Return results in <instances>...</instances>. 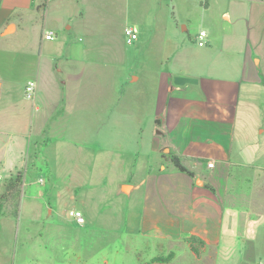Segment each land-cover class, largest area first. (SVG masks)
Returning <instances> with one entry per match:
<instances>
[{
	"label": "crops",
	"instance_id": "0c3cea01",
	"mask_svg": "<svg viewBox=\"0 0 264 264\" xmlns=\"http://www.w3.org/2000/svg\"><path fill=\"white\" fill-rule=\"evenodd\" d=\"M0 136L1 166L28 151L67 202L3 208L0 264H242L264 248V0H0Z\"/></svg>",
	"mask_w": 264,
	"mask_h": 264
},
{
	"label": "rangeland",
	"instance_id": "374dc122",
	"mask_svg": "<svg viewBox=\"0 0 264 264\" xmlns=\"http://www.w3.org/2000/svg\"><path fill=\"white\" fill-rule=\"evenodd\" d=\"M195 24V25H194ZM194 28L192 27V33L195 31H199L202 26L198 23H194ZM190 26V25H189ZM194 29V30H193ZM184 33V32H183ZM187 34V32H185ZM149 47H152V40L149 42ZM8 136H0V141L6 143V139ZM16 138L17 136H10V138ZM0 142V143H1ZM10 143V141H9ZM11 146V144H10ZM24 158L16 159V157L9 158L10 160L6 162L5 166L0 165V183H5L8 178V170L13 169V165L17 164L18 169L11 173V176L16 175L17 172L22 174V183L20 185V191L22 194L23 206H41L46 207L48 206V198H51L52 206H60V207H67V202L65 199H58V197H54V193H47L45 192V187L49 184L48 182V175L46 173V168H34L31 166V161L29 159V152H23ZM42 177V182L37 181V179ZM24 183V184H23ZM47 195V196H46ZM48 197V198H47ZM21 198V197H20ZM110 196H107L102 201H99V204H105V202L110 201ZM102 202V203H101ZM4 208H13L15 200L12 198L4 199L2 201ZM253 249V248H252ZM254 254V255H253ZM249 256V258H245L242 264H259L260 262L264 264V248H257V251L254 252ZM174 264H181L180 262H175ZM208 264V263H207ZM213 264H238V258H215Z\"/></svg>",
	"mask_w": 264,
	"mask_h": 264
},
{
	"label": "trees",
	"instance_id": "16d2710c",
	"mask_svg": "<svg viewBox=\"0 0 264 264\" xmlns=\"http://www.w3.org/2000/svg\"><path fill=\"white\" fill-rule=\"evenodd\" d=\"M171 160L175 167H177L180 171H186V168L181 164L180 158L176 155L171 156ZM22 183V174L20 172H17L16 175L10 176L8 180L4 183V191L0 195V213L3 214L2 209L4 199H9L12 198L15 200L14 207L13 209H17L19 207L20 203V196H21V191H20V185ZM13 216H16V213H12ZM190 242L193 244L195 243V240L193 238L190 239ZM192 250L198 254V249L194 246L191 245ZM172 255L168 254L167 256H159V257H154L152 258L151 261L155 262H167L171 259Z\"/></svg>",
	"mask_w": 264,
	"mask_h": 264
},
{
	"label": "built area",
	"instance_id": "2783aa9c",
	"mask_svg": "<svg viewBox=\"0 0 264 264\" xmlns=\"http://www.w3.org/2000/svg\"><path fill=\"white\" fill-rule=\"evenodd\" d=\"M124 36H125V42L127 44H132L138 37L137 31L131 27L127 26L124 30ZM206 36V32L204 30L199 31L198 33V44L202 45L204 43V37ZM44 38L45 39H53L54 33L52 31H46L44 32ZM36 93V82L34 80H28L24 85V96L27 99H32L35 96ZM209 166H212L213 163H208ZM42 181V179H39ZM68 215L75 220L77 223H83L84 222V216L81 210L77 208H71L68 210ZM263 264V263H259Z\"/></svg>",
	"mask_w": 264,
	"mask_h": 264
}]
</instances>
